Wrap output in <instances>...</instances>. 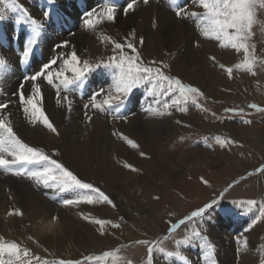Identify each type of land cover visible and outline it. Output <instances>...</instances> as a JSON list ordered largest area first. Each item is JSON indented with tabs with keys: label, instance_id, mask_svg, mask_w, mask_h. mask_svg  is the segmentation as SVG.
Listing matches in <instances>:
<instances>
[{
	"label": "rangeland",
	"instance_id": "374dc122",
	"mask_svg": "<svg viewBox=\"0 0 264 264\" xmlns=\"http://www.w3.org/2000/svg\"><path fill=\"white\" fill-rule=\"evenodd\" d=\"M64 1L66 3L70 2L71 9L68 11L75 18L74 23L69 27V24L64 22L67 23L66 26L69 28V30L64 31L60 25L63 22L58 21L57 14L51 16L52 23L57 29L61 28L69 39L74 38V40L76 39V41L81 43L85 31L82 26L83 15L86 12L83 9V0H78L80 5L82 4L80 10L82 13L77 8L76 0ZM97 1H99L98 5L104 2V0ZM110 1L115 3L113 0ZM187 1L178 0V4L181 7L186 6L188 9L190 5H186ZM127 2V0H123V2H120L122 3L121 5H117L119 10L114 22H107V26L105 24L100 25L99 32L94 34L92 39L96 42V47L98 48L95 51L89 52L86 56V51H84L82 60L95 63L113 54L112 45L107 42H101L104 36L123 43L126 38L134 34V43L141 53L143 60L145 62L156 61L158 65L165 64L167 65V68L164 69L166 74L180 79L184 84L197 87L204 96V99H201L199 103L207 109V112L200 111L195 104L188 101L182 105L185 109L183 112L173 109L171 115L155 117L146 111L150 105L148 104L143 109L146 111L144 113L148 115L146 117L147 120L145 122L140 120L139 124H133L134 127L132 128L129 126V117L132 116V114H129V108L126 109L128 110L126 114L120 112V115L127 116V120L116 118L115 122L119 124L124 123V129L118 130L108 127L107 131L111 136L106 131L103 136H98L97 134L92 139L90 138V133L84 130L72 139L67 138V145L63 146L59 143L55 149L46 145L40 137H38L39 139L36 137L31 139L30 143H28V145L30 144L29 146L42 149L47 155L72 171L83 182L91 183L99 188L109 196L115 207L104 203L63 207L59 203L60 199L50 200L45 197L61 213L60 220L63 226V233L59 231L57 236L60 242L63 243L62 248H59L55 236L51 244L53 248L44 246V244L47 245L44 238L42 244L34 242L31 239L30 241L35 246L29 247L19 239L13 240L7 238L2 234L3 230L0 231V237H3L5 241L21 243L22 246L29 248L34 255L48 261L61 259L84 261L85 257H92L93 259L90 262H86V264H113L111 257L99 261L95 258L102 256L106 251L114 252L119 249L117 264H145L147 258L146 247L137 245L134 241L138 239L156 241L165 251H176V241L190 235L193 228L200 231L202 236L206 235L205 233L212 226V220L215 216L217 214L220 215L221 212H225L233 216L231 224L236 229L234 230L231 226L228 227L232 228L228 231L231 234V249L234 254L230 264H240V256L237 251L240 243L237 241V238L239 236L238 229L242 225L240 216L243 214L242 209H244L246 215H248L247 224H249V227L247 230L255 229V233L251 235V239L261 247L260 259L257 264H264V245L261 235V229H264V218L257 219V217H260V207L264 204V172H257V169L264 167V112L248 108L249 104H256L264 109V63H260V61H264V7L259 6L260 0H258L257 23L254 25L253 36L250 40V43L255 46V55L258 58L257 65L254 67L256 74L252 75L246 71L234 69L232 77L229 78L220 65H224L225 68L234 67L236 63H239L243 59L242 52L236 53L232 49L221 48L218 42L211 40H208V43H211L212 48L207 49L204 45H201V43H206L207 41L200 36L197 27L196 38H193L192 35L180 37L177 33V26L173 23L168 25V29L160 31L156 29L157 26L154 21L150 23L147 21L146 24L143 22L144 20L136 21L133 15L127 14V16L123 13L122 8L126 6ZM74 4L78 12L74 11L72 7ZM37 5L49 6V3L45 0H39ZM44 9L47 8H42L40 13H43ZM191 9L193 8L191 7ZM170 10L173 11L172 8ZM193 10L202 12V9L199 7H195ZM53 12L56 13L55 11ZM173 13L175 12L173 11ZM63 15L68 17L66 12ZM65 20L68 21L67 19ZM15 31L17 32V30ZM0 32H2L1 29ZM141 40H143V44L140 43ZM222 55L224 58L221 57ZM210 57H214V60L210 59ZM44 59L41 56V61H45ZM40 65L42 66V63ZM90 76H88L85 82V88H72L77 92L81 100L86 99L93 92ZM107 81L104 80L102 75L100 87L107 88ZM137 89H134L133 92ZM160 99L165 100L168 97L161 96ZM151 100H153V97H151ZM136 101L140 102L138 104L142 106V101ZM151 104H153V101ZM153 106L155 105L153 104ZM225 108H243L245 114L234 115L226 113ZM85 111L86 109L83 107L82 112ZM98 115V118L96 117L95 119L103 121V115L100 113ZM133 116L137 115L134 114ZM175 120H179L181 123L176 124ZM244 120H250L251 123L245 124ZM140 128L144 131L140 137L147 140V144L151 146H144L140 137H137L138 133L136 132ZM176 131L180 133L178 134ZM113 133H117V135H113ZM121 133H125L123 136L134 141L138 147L133 148L120 139ZM216 137L230 139L235 143L222 147L216 143ZM159 143L162 144L160 145ZM73 144L75 145L73 146ZM90 144L95 145V151H99L98 148L101 150L100 154L96 152L95 156H93L95 158V164L93 165L88 159L90 154L87 152V149ZM153 145L155 147L163 146V150H158L159 148L156 149ZM122 150H126L128 155L125 156ZM134 150H138V152ZM187 155L198 157L196 166L191 165L190 158H186ZM73 156L77 157L75 163ZM100 162H104V164L100 165ZM126 164L131 165L136 171L126 168ZM113 170L118 171L119 177L122 179H125L129 172H132L135 176L133 175L128 180L118 183L117 190L114 191L104 183L102 177L106 172ZM249 173L252 174L249 175ZM203 181H207V183L205 184ZM229 185H232V187L229 188ZM213 200L218 201V203L211 209H208L201 218H195L194 221L186 220L193 211H197L206 204L212 203ZM250 200L255 201V205H249L248 201ZM81 214L91 217L93 220H108L119 224L120 227L113 228L111 224L106 225L104 228L105 234L101 235L100 226L82 218ZM24 216L23 214V216H14V218L19 220L23 219L22 217ZM180 220H185V224L180 225L173 232L169 233L171 225L174 223L178 224ZM232 230L234 231L232 232ZM86 234L92 237L93 241H90V237ZM196 240H191L187 245H180L179 250L185 251L189 249L188 257L193 258L195 254L192 251H195V248L198 247L201 259L200 263H202V258L204 257L206 258L204 264H220L218 259L212 257V253L211 255L208 254L204 242L198 239L199 243L196 245ZM73 242L79 248L74 247ZM94 242H96V246ZM117 242L119 243L114 246L113 243ZM154 264H183V262L175 257L169 258L157 252L154 253Z\"/></svg>",
	"mask_w": 264,
	"mask_h": 264
},
{
	"label": "snow or ice",
	"instance_id": "6c2138e0",
	"mask_svg": "<svg viewBox=\"0 0 264 264\" xmlns=\"http://www.w3.org/2000/svg\"><path fill=\"white\" fill-rule=\"evenodd\" d=\"M137 0H128L126 6L122 10L125 15L135 9ZM144 4H148L149 0H143ZM195 7L201 8L202 12L187 10V7H181L178 0H169L172 10L177 18L191 19L196 22V27L202 38L206 40L216 41L219 46L224 49H232L236 53H243V59L234 65V67H220L232 77L233 71H246L255 75L254 67L257 65L258 58L255 55V46L250 43L253 36V28L257 23V7L258 0H191ZM12 12L19 13V19L16 23H27L30 26L31 37L27 39L24 46L20 63L27 62L30 54H32V45L36 43V37L40 35L42 28L41 22L34 19L27 9L20 5L17 0H0ZM260 7H264V0H260ZM118 6L110 0L104 2L97 8H92L84 13L83 27L85 31H97L98 27L104 22H114L118 14ZM44 17L49 18V13L45 11ZM155 26V25H154ZM112 45L111 56L106 59L98 60L91 63L88 60H81L75 51L64 54L60 53L43 64L34 74L23 77V81L31 83V94L26 95L24 92L25 84L22 81L18 86V103L21 106L25 118L28 123L35 126L42 124L50 132L56 133V128L49 121L41 107L42 92L41 86L37 81L43 79L47 84L57 89V103L63 102L69 111L72 110L73 100L70 93L73 87L85 88L88 76L98 69H104L111 73V83L107 88L101 87L93 92L88 102L84 104L85 109L94 110L98 113H120L125 107L133 90L140 87H146L148 95L153 97V104H150L146 111L155 117H163L171 115L172 110L185 111L182 105L191 101L202 112H207L199 101L204 99L203 93L197 88L189 84H184L180 79L166 74L167 68L165 64H157L156 61L145 62L134 43V34L126 38L123 43L112 40L111 37L104 36L102 41ZM143 44V40L140 41ZM56 48H67L68 41L57 44ZM127 49V51H126ZM214 60V57H210ZM59 66L53 70V66ZM264 63V61H260ZM9 65L2 55H0V73L7 71ZM168 97L161 100L160 97ZM10 102L0 103V170L6 174L16 177H22L32 181L36 186H42L45 189H54L57 193L74 192L77 195L74 198H61L59 203L63 207H74L81 204L104 203L112 205L113 201L99 188L91 183L83 182L73 174L63 164L47 155L42 149L29 146L14 131L13 122L10 119V112L5 110L9 108ZM248 108L256 111L264 112L256 104H249ZM226 113L234 115H244L243 108H225ZM86 121L91 122L93 116L89 111L84 113ZM118 119L127 120V116H118ZM245 124L251 123L250 120H244ZM177 124L181 121L177 120ZM117 135V133H113ZM120 139L124 140L129 146L138 147L134 141L120 134ZM216 143L220 146H229L235 142L230 139H221L216 137ZM143 155V153H142ZM126 168L136 171L131 165L126 164ZM257 172H264V167L257 169ZM252 173H249L251 175ZM205 184L207 181H203ZM229 188L232 185L228 186ZM227 191V189H225ZM83 193V194H80ZM218 201L213 200L212 203L206 204L204 207L193 211L186 218L187 221H194L195 218H201L208 209H211ZM255 201H248L249 205H255ZM9 216H22L23 213L19 209L8 212ZM82 218L91 223H95L101 228V235H104V228L111 224L113 228H119V224L112 223L108 220L95 219L83 216ZM264 218V204L260 207V217ZM55 222L58 218L53 217ZM185 220H180L178 224L174 223L169 229V233L173 232L180 225L185 224ZM51 231V228L49 229ZM29 240L32 237H28ZM167 239V237H165ZM193 239H200L204 242V246L208 250V254L212 253V245L208 242L207 236H202L200 231L195 228L191 230L190 235L184 239L176 241V251H165L163 247L156 241L147 239H138L134 241L137 245H143L147 250V258L145 264H154V253H162L164 256L175 257L187 264V258L179 250L180 245H187ZM243 247V245H241ZM239 253V249L237 250ZM119 249L114 252H104L102 256L96 257V260H106L111 257L113 264H117ZM92 257H85L84 261L69 260H44L33 252L22 246L21 243L15 241H5L0 237V264H86L90 262Z\"/></svg>",
	"mask_w": 264,
	"mask_h": 264
},
{
	"label": "bare ground",
	"instance_id": "6f19581e",
	"mask_svg": "<svg viewBox=\"0 0 264 264\" xmlns=\"http://www.w3.org/2000/svg\"><path fill=\"white\" fill-rule=\"evenodd\" d=\"M38 1L39 0H17V2L20 5H22L25 9L28 10L30 15L34 19L38 20L42 24V28L40 30V35L36 37V43L32 45L33 52H32V54H30L27 62H25V63H20V59L22 57L24 46L27 43V39H29L31 37L30 26L27 23L17 24L16 21H17V19H19V13L18 12H12L7 7H5L3 4H0V29L2 31V32H0V55H2L4 58H6L8 65H9L6 72L0 73V103L10 102L9 108L6 109L5 111L11 113L10 119L13 122V129L16 132V134L27 144L30 143L31 139H33L35 137L36 138L40 137V139L43 140L46 145H48L52 149H55V148H57V144H59V143L62 144L63 146L67 145L68 139H72L74 136H76L81 131L83 132L84 130H87V132L90 133L89 134V135H91L90 138H92L94 136L96 137L97 134H98V136L99 135L103 136V134L106 133L108 127L113 128V129L123 130L124 129V126H123L124 123L123 124L122 123H120V124L116 123L115 119L118 116H122V115H120L122 112L124 114H126L128 112V110H130L129 114H132V116L129 117L130 118V121H129L130 125L129 126L131 128L134 127L133 124H135V123H136V125L139 124L140 120L145 122L147 120L146 117L148 115H146V113H144L146 111H144L143 109L145 106H148V104H151L153 101V100H151V97L148 95L146 87H140L130 95L128 101L125 104V107L121 110V113H112V114L100 113L104 117L103 121H99V120L95 119L97 116H99L98 112H95L94 110L86 109V111H89V114H91L93 116V120L91 122L86 121V118L84 115V113L86 111L82 112V109L84 107V104H86L88 102L89 96L93 92H95L96 90L101 88L100 86H101V81H102V75H103L105 81L108 80L107 81L108 86L111 83V73L107 70H104V69H102V70L98 69L95 72L90 74L91 75L90 76V79H91L90 83H92V91L93 92H91L86 97V99L81 100V98H79L77 92L74 89H72V91L70 93V98L73 100V105H72L71 111H69L67 109L66 105H64L63 102L61 104L57 103V89L55 87L47 84V82L43 81V79L37 81V83H39L41 86V92H42L41 107H42V110L44 111L45 115L48 117L49 121L53 124V126L56 128L57 131H56V133L48 132L49 130L46 129L42 124L38 123L35 126H33V125L28 123L27 119L25 118V114H24L21 106L18 103L19 97H18V95H14L15 93L18 92V86L23 81V77L30 75V74H34L38 70L39 65L41 63H42V65L47 63L50 59H52L53 57L57 56L60 53L67 54V53H70L72 51H75L76 54L78 55V57L82 60V56H84L83 55L84 51H86V53H85V56H86V54H88L91 51H95V49L98 48V47H96V42H94L92 39H93L94 34L98 33L100 30V26H99L97 31H95V32L84 31L81 43L76 41V39L74 40V38L69 39V37L65 36L64 31L61 28L57 29L53 25L52 20H51V16L53 14L54 15L57 14L58 21H62L63 23L67 22L69 24L68 26L70 27L71 24L74 23V21H75V18L73 17L72 13H70L68 11L69 9H71L70 8V2L68 1V3H66L64 0H45L46 2L49 3V6L48 5L38 6L37 5ZM98 2L99 1H97V0H83V3H84L83 9L88 11V10H91L93 7H96L97 10H99V6L101 4L98 5ZM186 5L189 6V8L187 9L189 12L196 11V10H193V9H195V6H193V4L191 3V0H188ZM86 6H87V9H86ZM44 7H46L47 9H44L43 13L47 10H48L47 12L49 13V18H47V19L44 17L43 13H40L42 8H44ZM55 7H58V8H55ZM72 7H73L74 11L78 12L77 8H75V4ZM191 7L193 9H191ZM170 9H171V6L169 3H167V0H149L148 4H144L143 0H137L135 9L133 11H130L128 14L133 15V17L135 18L136 21L144 20L143 22H145V24L147 23V21H149V23L154 21V23L157 26L156 29H158L160 31L168 29V25L173 23L177 26V29H178L177 33L179 34L180 37H183L184 35H192L193 38L194 37L196 38L197 37L196 22L191 20V19L177 18L175 13H173V11H171ZM53 11H55L56 13H54ZM65 12L67 13L68 17L63 15ZM79 16H80V14H79ZM65 19H67L68 21H66ZM108 23L106 21L102 25H104V24L106 25ZM141 23H142V21H141ZM126 25H127V23H126ZM82 26H83V23H82ZM135 26H137V25H135ZM140 29H142V28H140ZM15 30H17V32L20 34V36H19V34L17 36L18 39H17V37H15V33H14V32H16ZM144 37H146V36H144ZM151 38H153V37H151ZM171 38H172V36H171ZM64 41H68V47L67 48H59V49L56 48V51H55V46L57 44L63 43ZM175 41H176V39H175ZM206 41H207L206 43L203 42V43H201V45H204L207 49H210V47L212 48V46L210 45L211 43H208V40H206ZM157 42H158V40H157ZM165 47H166V45H165ZM169 47H171V45H169ZM206 51H205V53H206ZM41 56H43L45 58L44 59L45 61H43V60L41 61ZM221 57L224 58L223 55ZM227 57H229V55H227ZM226 62H228V61H226ZM59 64H60V62L58 61V64L53 66V70H55L59 66ZM40 67H41V65H40ZM22 70H24V71L22 72ZM106 75H108V76H106ZM23 82L25 84V87H24L25 94L26 95L31 94V83L27 82V81H23ZM108 86H106V87H108ZM199 87H201V86H199ZM136 100L142 101V106H140L138 104L140 102H138ZM127 108H129V109L126 110ZM134 114L137 116H133ZM150 120H152V119H150ZM145 125H146V123H145ZM154 126H155V124H154ZM146 127L148 128V126H146ZM177 131H179V130H177ZM125 132H126V130H125ZM131 132H132V130H131ZM143 132H144L143 129L140 128L136 132V133H138L137 137L138 136L140 137V135L142 136ZM172 132H173V130H172ZM108 134H109V132H108ZM124 134H122V135H124ZM157 134H158V132H157ZM128 135H129V133H128ZM56 138H58V139H56ZM89 140H91V139H89ZM140 140H141V142H143L144 146L145 145L151 146V145L147 144V140H145L144 138L142 139L140 137ZM92 143H93V141H92ZM104 144H106V143L104 142ZM74 145L75 144H73V146ZM96 145L98 146V144H96ZM82 146H84V144H82ZM94 146H93V144H90L88 149H87V152L90 154L88 159L90 160L92 165L95 164V158L93 157V156H95V153L98 152L100 154V152H101V150L99 148H98L99 151H95ZM43 147H45V146H43ZM155 148L156 149L159 148L158 150H163V146L162 147L156 146ZM118 149H120V148H118ZM134 151L138 152V150H134ZM73 152H74V150H73ZM122 152L125 156L128 155V152L126 150H122ZM76 156H77V154H76ZM76 156H73L74 163L78 157V156L77 157ZM98 157H99V155H98ZM186 158H190L189 161H190L192 166L197 165L198 157L193 156V155H187ZM101 161H103V160H101ZM228 161H229V159H228ZM206 162H207V160H206ZM226 162H227V160H226ZM100 163H101L100 165H102V163L104 164V162H100ZM103 168H102V170H103ZM103 175H102V177H103L104 183L108 187H110L112 190L116 191L117 187H118L117 186L118 183H122L124 180H128L130 177H133L134 174L132 172H129L128 176L125 179L120 178L119 177L120 175L118 174V171L116 172V170L106 172V174H103ZM80 194H82V193H80ZM76 195H77V193H74V192L57 193L54 189H45L42 186H36L32 181H30L28 179H25L22 177H16V176L11 175L10 173L6 174L2 170H0V231L3 230L4 232L2 234L5 235L7 238H10L13 240L19 239V240L25 242L29 247L35 246L28 239V237L30 236V237H32V240L34 242L36 241V242H39L40 244H42V242H43L42 240L44 238V240H46L45 242L47 244V245L44 244V246H47L48 248H53V245L51 246V244L53 241V237L55 236L56 241L59 244V248H62L63 243L60 242V240L58 239V236H57L59 234L58 232L59 231L61 232L63 229V226H62V223L60 220L61 213L58 210V208H56V206H54L52 203L47 201L46 198H48L50 200L51 199L55 200V199H61V198H67V197L74 198ZM14 209H19L25 215L24 217H22L23 219L18 220L16 218H14V216L8 215V212L11 210H14ZM242 212H243V214L240 216V221H241L243 226L240 225L241 227L238 229L239 236L237 238V241L240 243L239 244L240 245L239 246L240 264H257L259 262V259H260L259 257L261 254L260 253L261 247L257 242L252 241L251 235L255 233V229L250 230V231L247 230L249 227L248 226L249 224H247L248 215H246L244 209H242ZM53 216H56L58 218L55 222L52 219ZM232 217L233 216H230V215L226 214L225 212H223V213L221 212L220 215L217 214V216H215V218L212 220V226L210 227L208 232L205 233L206 235H204V236L208 237V241L211 243L212 248L214 247L212 249V255H213L212 257L218 259V262L220 264H230V262H232L231 261L232 256L234 255L233 251L231 249L232 248L231 247V241H232L231 234L228 231L229 229L230 230L232 229V228H228V227H230V226L233 227V225L231 224L233 222ZM50 228H51V231L49 230ZM233 228H234V230H236L235 227H233ZM234 230H232V232ZM62 233H63V231H62ZM261 233H262L261 235H262V240H263V245H264V229H261ZM66 234H67V232H66ZM88 237H90V236H88ZM91 240H92V237H90V241ZM94 243L96 246V242H94ZM118 243L119 242L113 243V245L115 246V244H118ZM195 243H196V245L199 243L198 239L195 241ZM65 245H68V244H65ZM73 245H74V247L79 248V246L74 242H73ZM241 245H243V247H241ZM64 247H66V246H64ZM235 247H237V246H235ZM192 248H194V247H192ZM214 249H215V251H214ZM62 250H64V249H62ZM191 250H193V249H191ZM188 251H190V250L187 249L185 251H181V253L186 256L188 264H204L206 262V258L203 257L202 263H200L201 259L199 256L200 252L198 251V247L195 248V251L194 250L192 251L193 254H195L194 255L196 258L195 261H194V256H193V258L188 257V255H189ZM263 254H264V247H263Z\"/></svg>",
	"mask_w": 264,
	"mask_h": 264
}]
</instances>
